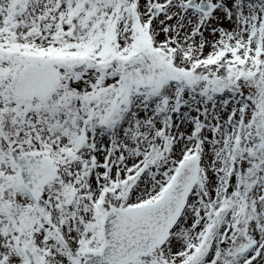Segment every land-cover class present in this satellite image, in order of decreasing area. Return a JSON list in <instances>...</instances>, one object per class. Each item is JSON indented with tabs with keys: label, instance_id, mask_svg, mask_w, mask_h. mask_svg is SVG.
<instances>
[{
	"label": "snow or ice",
	"instance_id": "6c2138e0",
	"mask_svg": "<svg viewBox=\"0 0 264 264\" xmlns=\"http://www.w3.org/2000/svg\"><path fill=\"white\" fill-rule=\"evenodd\" d=\"M0 264H264V0H0Z\"/></svg>",
	"mask_w": 264,
	"mask_h": 264
}]
</instances>
